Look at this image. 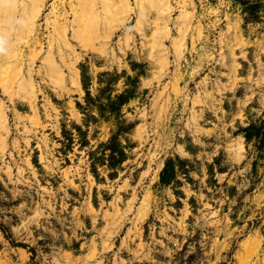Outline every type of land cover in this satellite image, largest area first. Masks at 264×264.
<instances>
[{
    "label": "rangeland",
    "instance_id": "rangeland-1",
    "mask_svg": "<svg viewBox=\"0 0 264 264\" xmlns=\"http://www.w3.org/2000/svg\"><path fill=\"white\" fill-rule=\"evenodd\" d=\"M54 2L0 85V264H264V0H130L60 75Z\"/></svg>",
    "mask_w": 264,
    "mask_h": 264
},
{
    "label": "bare ground",
    "instance_id": "bare-ground-1",
    "mask_svg": "<svg viewBox=\"0 0 264 264\" xmlns=\"http://www.w3.org/2000/svg\"><path fill=\"white\" fill-rule=\"evenodd\" d=\"M55 1L57 2H54L51 11L53 22L51 21V18L46 20L47 26H52L54 29V35L50 36L49 45L51 48L48 49L49 53L47 52L48 56L46 61L47 65H50L49 68L59 75L62 70H60L59 66H56L57 64L54 62L53 51L58 50L59 47V53H62L61 46H70L71 51H74V47L71 46L70 40L68 39L71 29L74 39L82 44L81 46H87L90 42L100 38L101 33L99 30L104 28L108 30V28H111L112 25H114H109L108 23L111 19L115 20L117 18H114L115 14H119L121 11L126 12V10L130 8V0H70L69 3L64 2V0ZM150 3L158 12L163 7H166L168 2L167 0H151ZM47 5L48 0H0V75H5V79L3 78L4 80L0 81V85H2L4 89L6 88L7 91L9 90L8 88H12L13 86L26 88H32L35 86L33 78L36 71L33 66L37 60L36 58L40 52H42L44 45V37L42 38V34L38 33L39 27L37 26V21L42 17ZM139 5L141 4L139 3ZM159 6L162 8H159ZM99 8L102 9L103 14L98 10ZM150 9L151 8H149V11H151ZM152 11L154 12V10ZM70 12L74 18L71 22L69 21ZM145 12L146 8L144 6L141 8V14L145 15ZM162 13L160 14L163 15ZM141 14H139V16H142ZM120 15H118V18L121 17ZM122 15H124V12ZM151 23L154 24V21H151ZM155 25L156 26L154 27L159 28V24ZM107 30H104L105 33L103 32L101 36V38L105 37V40L109 37L106 36V34H109ZM25 44L28 46L30 59L27 64V74L23 75L24 72L22 71V68L24 66L26 55L22 50L21 45ZM177 55L179 56L180 54ZM61 59L66 61L67 58L63 55ZM57 74L55 76H57ZM2 120L4 119L2 118Z\"/></svg>",
    "mask_w": 264,
    "mask_h": 264
}]
</instances>
